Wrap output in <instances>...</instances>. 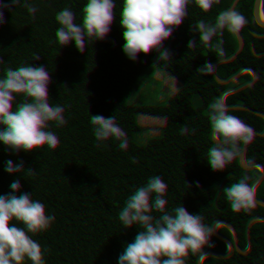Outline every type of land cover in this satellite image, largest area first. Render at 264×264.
Wrapping results in <instances>:
<instances>
[{
    "label": "trees",
    "instance_id": "obj_1",
    "mask_svg": "<svg viewBox=\"0 0 264 264\" xmlns=\"http://www.w3.org/2000/svg\"><path fill=\"white\" fill-rule=\"evenodd\" d=\"M257 54L264 0H0V164L30 149L79 183V203L56 216L0 184V258L237 264L213 241L229 219L264 215ZM113 122L147 136L144 159L118 174L165 161L174 183L163 196L114 190Z\"/></svg>",
    "mask_w": 264,
    "mask_h": 264
},
{
    "label": "clouds",
    "instance_id": "obj_2",
    "mask_svg": "<svg viewBox=\"0 0 264 264\" xmlns=\"http://www.w3.org/2000/svg\"><path fill=\"white\" fill-rule=\"evenodd\" d=\"M106 137L111 155L104 163L107 169L116 174L114 190L146 186L155 194L163 196L173 185L167 162L155 157L146 160L135 172L118 174L133 160L144 159L140 147L147 136L140 124L130 122L125 127L119 122L110 123L106 128ZM132 166L135 167L134 164ZM0 184L18 191L23 201L31 206L34 215L56 216L61 208L70 210L79 203L76 175L67 169L54 170L51 164L42 163L40 155L30 149L19 154H4L3 163L0 164ZM251 229L264 230V215L248 217L241 214L229 219L215 232L213 243L221 250L227 249L237 264H252L253 258H264V241L258 239ZM0 264H5L3 258H0ZM27 264L35 262L29 259Z\"/></svg>",
    "mask_w": 264,
    "mask_h": 264
}]
</instances>
